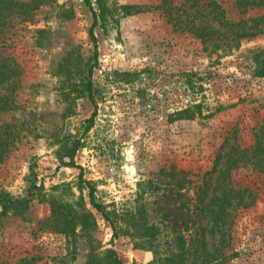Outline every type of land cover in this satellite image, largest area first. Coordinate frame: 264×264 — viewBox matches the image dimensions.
I'll return each mask as SVG.
<instances>
[{"label":"rangeland","instance_id":"1","mask_svg":"<svg viewBox=\"0 0 264 264\" xmlns=\"http://www.w3.org/2000/svg\"><path fill=\"white\" fill-rule=\"evenodd\" d=\"M14 1L0 264H264V33L230 37L263 10L168 0L176 28L163 0Z\"/></svg>","mask_w":264,"mask_h":264},{"label":"trees","instance_id":"2","mask_svg":"<svg viewBox=\"0 0 264 264\" xmlns=\"http://www.w3.org/2000/svg\"><path fill=\"white\" fill-rule=\"evenodd\" d=\"M167 1L168 0H163V5H162V6H165V8H166L165 9L166 14L168 15L170 21L173 22V24L176 28H181L180 24H179V18L173 19L172 13L170 11H168L169 7L167 6ZM238 1L241 3L240 6H241L243 12H247L249 9L261 8L263 10V14L258 15L256 17H251V18L249 17V18L240 19V21L236 24V26H238L239 29L236 32L230 33L231 34L230 37H232L236 40L239 37H249V36L257 35L259 33H264V0H238ZM85 2L87 3L88 6H90V8L93 9L92 3L90 0H85ZM7 3H8V5H10V6L7 5V12H8L7 14H10L13 12L14 6L17 5L18 2L14 1V0H7ZM0 19H1V17H0ZM1 20H0V24H1ZM96 24H97V17L94 14V21L90 27V35L93 37L94 40H96V37L94 35V28H95ZM189 30L195 36L201 38L206 43L211 42L215 37H218L216 35L221 34L220 32L215 31L213 29L207 30L205 27L197 26V25H192ZM97 53H98V51L96 50L95 55H97ZM6 61H7L6 57L3 56L2 54H0V83L3 82L4 80L10 78L12 71L14 72V70L11 67H8ZM260 68L261 69H259L258 73L261 75H264V65H263V67H260ZM91 71H92V68H91ZM192 75L193 74H188V76L186 75V79L184 82L185 87L187 89H192V91H195L196 88H198L197 90H199V88H201V86L200 85L198 87L195 86L194 82L191 81ZM91 86L92 85H91V81H90V99L92 100V102L97 107V103H96L95 97L93 95ZM7 104H9L8 101L0 98V111L5 110L8 106ZM192 108H193V106L182 107L179 110V113H190ZM95 114H96V111H94V114L89 119L90 121L95 117ZM16 136L17 135H14L12 133L8 137H5V138L0 136V160L3 157H5L12 150V148L15 144ZM80 145H81V141H78V144L76 145V147L72 151V155H71L72 157H74V155H75L76 151L79 149ZM71 162H72L71 163L72 166H76L78 168H81V166L76 164L73 160ZM88 184H89V195H90L91 201L93 202V204L97 208H99L102 212H104V214L107 215V212L104 209H102V207L99 203H97L95 201V192H96L95 186L93 184H91L90 182H88ZM7 208H8V206L5 204L4 210L0 211V215L5 213ZM117 263L122 264L120 260H118Z\"/></svg>","mask_w":264,"mask_h":264}]
</instances>
